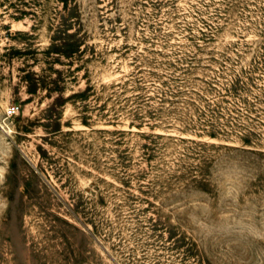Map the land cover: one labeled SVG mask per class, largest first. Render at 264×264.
<instances>
[{
	"label": "rangeland",
	"instance_id": "rangeland-1",
	"mask_svg": "<svg viewBox=\"0 0 264 264\" xmlns=\"http://www.w3.org/2000/svg\"><path fill=\"white\" fill-rule=\"evenodd\" d=\"M0 264H264V0H0Z\"/></svg>",
	"mask_w": 264,
	"mask_h": 264
},
{
	"label": "built area",
	"instance_id": "built-area-1",
	"mask_svg": "<svg viewBox=\"0 0 264 264\" xmlns=\"http://www.w3.org/2000/svg\"><path fill=\"white\" fill-rule=\"evenodd\" d=\"M16 113V108L9 110V115H14Z\"/></svg>",
	"mask_w": 264,
	"mask_h": 264
}]
</instances>
